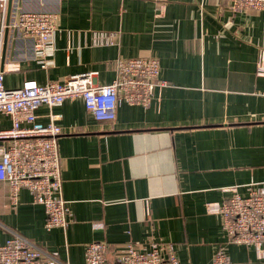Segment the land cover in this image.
Masks as SVG:
<instances>
[{"label": "crops", "instance_id": "1", "mask_svg": "<svg viewBox=\"0 0 264 264\" xmlns=\"http://www.w3.org/2000/svg\"><path fill=\"white\" fill-rule=\"evenodd\" d=\"M15 9L52 11L57 29L43 68L32 40L8 31L6 87L84 72L106 84L115 75L111 61L146 55L158 59L165 85L154 87L148 105L122 101L112 121H96L80 98L39 106L37 120L61 128L69 222L47 230L43 206L21 189L12 207L0 182V244L18 233L68 264H83L93 240L108 244L112 263L127 243L153 241L173 245L180 264H209L217 247L233 264H264L254 246L228 241L217 212L233 191L246 195L248 183L264 179V76L257 73L264 8L232 13L221 0H11Z\"/></svg>", "mask_w": 264, "mask_h": 264}, {"label": "built area", "instance_id": "2", "mask_svg": "<svg viewBox=\"0 0 264 264\" xmlns=\"http://www.w3.org/2000/svg\"><path fill=\"white\" fill-rule=\"evenodd\" d=\"M160 3L164 0H149ZM232 13L264 8V0H221ZM3 11L0 23V182L7 184L8 203L14 207L21 189H26L33 202L43 206L44 227L65 228L68 225L66 200L62 195V176L57 138L59 125L37 120L41 105H60L66 99L80 98L96 121H112L122 101L148 105L159 81V61L152 55L118 58L111 61L113 79L95 84L91 73L69 76L63 82L40 84L33 79L20 86L6 87L1 69L2 43L5 30L33 42V54L40 67L51 63L52 39L57 29L56 13L15 9L7 14V0H0ZM257 73L264 76V67ZM54 116V115H52ZM2 117L8 125L1 123ZM234 190V189H232ZM228 241L254 246L264 253V179L247 184L246 195L233 191L217 207ZM101 228V223H94ZM108 244L93 240L85 245L83 264H180L174 246L165 249L153 241L127 243L114 263L107 258ZM264 257L263 254H261ZM0 264H68L23 235L14 233L0 244ZM209 264H233L222 247H217Z\"/></svg>", "mask_w": 264, "mask_h": 264}, {"label": "water", "instance_id": "3", "mask_svg": "<svg viewBox=\"0 0 264 264\" xmlns=\"http://www.w3.org/2000/svg\"><path fill=\"white\" fill-rule=\"evenodd\" d=\"M7 14L10 11V5H11V0L7 1ZM7 34H8V30H5L4 32V37H3V43H2V56L4 57V53H5V48H6V43H7Z\"/></svg>", "mask_w": 264, "mask_h": 264}]
</instances>
